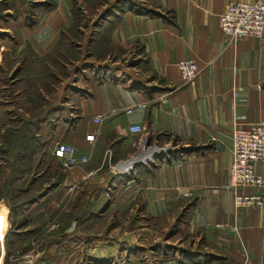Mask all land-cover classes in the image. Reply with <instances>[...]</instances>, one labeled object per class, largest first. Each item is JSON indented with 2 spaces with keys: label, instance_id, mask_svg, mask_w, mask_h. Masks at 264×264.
<instances>
[{
  "label": "crops",
  "instance_id": "0c3cea01",
  "mask_svg": "<svg viewBox=\"0 0 264 264\" xmlns=\"http://www.w3.org/2000/svg\"><path fill=\"white\" fill-rule=\"evenodd\" d=\"M236 1L254 0H53L30 19L0 25L1 133L14 118L30 117L32 61L73 25V6L84 14L82 56L57 88L44 91L35 135L44 144L38 168L54 169L55 142L72 144L88 160L62 167L60 185L29 215L66 211L64 202L83 193L78 200L90 205L82 222L106 214L128 219L121 239L116 222L105 237L67 230L89 264H264V208L235 207L229 175L234 126L264 121V36L231 41L221 29V15ZM99 51L105 54L92 53ZM181 59L201 68L192 82L180 75ZM95 114L104 117L99 126ZM134 124L143 131L131 132ZM123 162L126 170L117 166ZM255 169L264 176V162ZM1 209L5 242L11 222L3 198Z\"/></svg>",
  "mask_w": 264,
  "mask_h": 264
},
{
  "label": "trees",
  "instance_id": "16d2710c",
  "mask_svg": "<svg viewBox=\"0 0 264 264\" xmlns=\"http://www.w3.org/2000/svg\"><path fill=\"white\" fill-rule=\"evenodd\" d=\"M1 3H3L0 11L1 24L20 16L24 19H30V12L34 9L51 7L54 4L53 0L49 2L48 0H40L38 4L30 6L27 11L23 8L27 5V1L24 0L18 6H14L16 0H0ZM16 7L18 9L16 14L22 12V15L17 16L11 13L12 9L14 11ZM72 8L75 16L77 13L76 5ZM97 27H101L100 22L93 24V31H96ZM77 30L80 31L78 18L69 29L60 32L56 43L45 57L32 61L35 65V71L33 74L28 75V77L31 76V82L26 84L27 90L25 91V99L28 102L27 110L30 113V117L14 118L12 123L5 126L0 133V198L4 199L10 209L9 220L11 226L5 236L6 240L10 237V240L7 241L8 245L14 243L17 238L22 237L24 234L30 235L35 232L32 229L22 233L20 231L25 229L30 220L28 219L29 208L35 203L39 204L41 199L52 189L57 188L64 178L62 164L58 159L53 170L46 167L41 168L42 166L38 168L42 159L44 144L36 137L35 130L39 124L38 118L44 110L42 107L45 103L44 91L51 92L57 88L69 76L72 62L80 58L81 44L80 41H76L74 38ZM3 33L0 30V34L3 35ZM95 34L96 32L93 36ZM88 51L91 52V49ZM10 93L13 98V92L11 91ZM53 158L56 159L54 156ZM80 195L76 196V201L70 205V210L68 209L61 216L62 221L63 219L67 221L63 234L58 235L60 240L66 239L70 234L66 232L71 223L73 221L82 222L83 218L80 214L88 211L85 207L90 204L84 200L79 201ZM18 215L23 216L19 218ZM54 241H48L46 244Z\"/></svg>",
  "mask_w": 264,
  "mask_h": 264
},
{
  "label": "built area",
  "instance_id": "2783aa9c",
  "mask_svg": "<svg viewBox=\"0 0 264 264\" xmlns=\"http://www.w3.org/2000/svg\"><path fill=\"white\" fill-rule=\"evenodd\" d=\"M221 29L231 40L238 41L245 37L261 38L264 36V0L232 2L221 15ZM180 75L184 82L195 80L201 73V68L193 59H181L177 62ZM127 113L131 110H126ZM101 114L93 116V122L99 126L103 120ZM131 132L141 133V125H131ZM99 134L97 129L85 139L93 140ZM52 155L58 159L63 168L87 162L85 155L77 156L75 147L66 142H55ZM264 162V121L254 123L249 127L235 125L233 128V159L229 169L230 184L234 192V205L241 207L264 208V176L255 169V164ZM88 172L86 175H90ZM251 187L255 192H242V188ZM4 235L0 236V264L6 259Z\"/></svg>",
  "mask_w": 264,
  "mask_h": 264
},
{
  "label": "rangeland",
  "instance_id": "374dc122",
  "mask_svg": "<svg viewBox=\"0 0 264 264\" xmlns=\"http://www.w3.org/2000/svg\"><path fill=\"white\" fill-rule=\"evenodd\" d=\"M3 1V0H2ZM8 1V0H7ZM10 1V0H9ZM22 0H16V4L14 6L21 5ZM27 1V5L24 6L27 11L30 6H33L35 4H38L40 0H24ZM3 3L0 4V11ZM78 5L76 4L77 13L75 14L74 18L75 20L78 18V23H82V18L84 17L83 12L78 10ZM17 7L14 8V11L12 9V14H16ZM22 12H20L21 14ZM17 13L16 15H20ZM22 15V14H21ZM90 18V17H87ZM2 20H0V24ZM77 22V21H76ZM1 30V29H0ZM9 34H12L11 31H7ZM0 37L2 35L0 34ZM74 38L76 41L83 42V31L80 27V31L77 30ZM109 46V45H108ZM87 51L90 49H86ZM92 50V49H91ZM81 55L80 58L82 56ZM92 53H98L101 55H104V52H92ZM95 55V54H94ZM95 57V56H94ZM79 58V59H80ZM78 59V60H79ZM78 60H74L71 64L70 72L73 73L74 65L77 64ZM11 63V62H10ZM0 64L3 65V61L0 57ZM4 66V65H3ZM8 77V76H7ZM9 80V79H7ZM10 86V85H9ZM13 87H10L9 90L6 93V98L10 99L11 94L10 91L13 90ZM13 103V102H12ZM57 159H55V162ZM128 168L127 162L120 168L121 170H126ZM78 190V189H77ZM78 194H76L73 198H75ZM73 198H70L71 200L68 201V199L64 202V210H70V203L72 202ZM98 203V202H97ZM100 205L101 201L99 202ZM69 207V208H68ZM65 211H58L54 215L52 214L50 217L46 216L43 212H37L32 213L31 216L32 220L31 222L27 223L25 229H21V233L25 232L27 230H35L34 233L27 235L24 234L22 237L17 238V240L14 243L7 244L8 240H10V237L5 238V252H6V259L3 264H89L88 260L85 259L84 254L85 250L83 249L82 245L79 243V239H67L65 241L60 240L59 234H63V229L65 227V223L67 220L62 221V214ZM20 216L23 215H18ZM17 218V216H15ZM111 222H116L118 226V234L119 238L127 237V234L124 235L126 229H129L131 226V223H129V220L126 218H117V217H111L110 214L102 215L98 218L91 219L87 223L80 222L70 225L69 228H74V231L77 233L80 231H83L85 233L89 234H98V232L104 233L103 236H106V233H109V228L111 227ZM11 226V225H10ZM6 227V217H5V210H0V236H2L3 231ZM10 229V227H9ZM71 229V230H72ZM122 234V235H121ZM6 236V235H5ZM84 236V235H82ZM93 236V235H92ZM75 238V237H74ZM81 239V237H80ZM12 240V238H11ZM55 240L52 243L46 244L48 241ZM14 241V240H13ZM126 241H121V243H125ZM89 251L87 250V253Z\"/></svg>",
  "mask_w": 264,
  "mask_h": 264
},
{
  "label": "water",
  "instance_id": "95a60500",
  "mask_svg": "<svg viewBox=\"0 0 264 264\" xmlns=\"http://www.w3.org/2000/svg\"><path fill=\"white\" fill-rule=\"evenodd\" d=\"M165 151V149L164 150H159L158 152H153L152 154H153V157H155L157 154H162L163 152ZM136 163V162H135ZM134 163H132L131 165H133ZM117 166H119V164L117 165ZM119 172H120V170H119Z\"/></svg>",
  "mask_w": 264,
  "mask_h": 264
},
{
  "label": "bare ground",
  "instance_id": "6f19581e",
  "mask_svg": "<svg viewBox=\"0 0 264 264\" xmlns=\"http://www.w3.org/2000/svg\"><path fill=\"white\" fill-rule=\"evenodd\" d=\"M137 160H139V158H138V157H136V158L132 159V160H131V163H133L134 161H137ZM124 164H125V162H123V163L119 164L118 168H119V169H120V168H122V166H123Z\"/></svg>",
  "mask_w": 264,
  "mask_h": 264
}]
</instances>
